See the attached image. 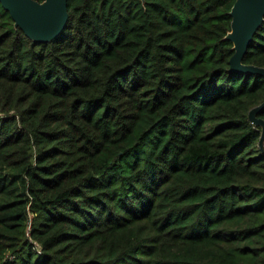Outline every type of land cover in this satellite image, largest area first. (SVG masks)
Here are the masks:
<instances>
[{
	"label": "trees",
	"instance_id": "1",
	"mask_svg": "<svg viewBox=\"0 0 264 264\" xmlns=\"http://www.w3.org/2000/svg\"><path fill=\"white\" fill-rule=\"evenodd\" d=\"M234 1L66 0L46 43L0 4V264H264ZM242 63L264 68V16Z\"/></svg>",
	"mask_w": 264,
	"mask_h": 264
},
{
	"label": "water",
	"instance_id": "2",
	"mask_svg": "<svg viewBox=\"0 0 264 264\" xmlns=\"http://www.w3.org/2000/svg\"><path fill=\"white\" fill-rule=\"evenodd\" d=\"M0 4L17 26L29 39L46 43L56 38L63 30L67 18L66 0H0ZM229 15L230 31L225 38L233 44V54L229 59L231 71L254 73L264 77V68L242 63L247 45L252 39L264 16V0H235ZM264 107V100L248 111V119L260 126L258 144L263 148L264 121L256 117Z\"/></svg>",
	"mask_w": 264,
	"mask_h": 264
}]
</instances>
